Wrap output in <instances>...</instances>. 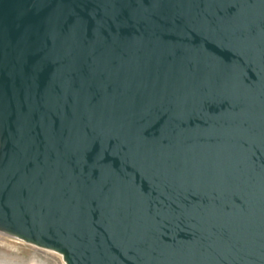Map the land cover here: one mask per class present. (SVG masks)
<instances>
[{
    "label": "water",
    "instance_id": "water-1",
    "mask_svg": "<svg viewBox=\"0 0 264 264\" xmlns=\"http://www.w3.org/2000/svg\"><path fill=\"white\" fill-rule=\"evenodd\" d=\"M0 233L264 264V0H0Z\"/></svg>",
    "mask_w": 264,
    "mask_h": 264
},
{
    "label": "rangeland",
    "instance_id": "rangeland-1",
    "mask_svg": "<svg viewBox=\"0 0 264 264\" xmlns=\"http://www.w3.org/2000/svg\"><path fill=\"white\" fill-rule=\"evenodd\" d=\"M0 263L65 264L62 256L56 252L5 235H0Z\"/></svg>",
    "mask_w": 264,
    "mask_h": 264
},
{
    "label": "bare ground",
    "instance_id": "bare-ground-1",
    "mask_svg": "<svg viewBox=\"0 0 264 264\" xmlns=\"http://www.w3.org/2000/svg\"><path fill=\"white\" fill-rule=\"evenodd\" d=\"M0 235H2L1 233H0ZM1 264V263H0Z\"/></svg>",
    "mask_w": 264,
    "mask_h": 264
}]
</instances>
